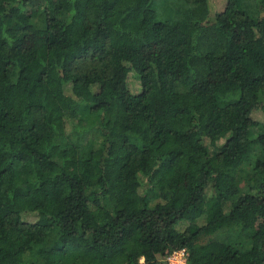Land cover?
I'll return each mask as SVG.
<instances>
[{"label": "trees", "instance_id": "obj_1", "mask_svg": "<svg viewBox=\"0 0 264 264\" xmlns=\"http://www.w3.org/2000/svg\"><path fill=\"white\" fill-rule=\"evenodd\" d=\"M262 136L264 0H0V264H264Z\"/></svg>", "mask_w": 264, "mask_h": 264}, {"label": "rangeland", "instance_id": "obj_2", "mask_svg": "<svg viewBox=\"0 0 264 264\" xmlns=\"http://www.w3.org/2000/svg\"><path fill=\"white\" fill-rule=\"evenodd\" d=\"M209 2H210V6H211V15H214L217 11L224 9L227 0H209ZM76 9H77L78 12H87L91 19L95 18L96 17V14H97L96 11L89 10L87 7H83L80 4H76ZM95 29L98 32H100V33H103L104 32L103 26H101L98 23H97ZM235 41H236V43H238L239 42V39H235ZM236 43H235V45H236ZM21 46L24 48V50L26 51V53L30 54V52H32L30 50V47H29V38L23 39V41L21 43ZM153 51H154V48H146L145 49V52H146V54L148 56H152ZM129 85H130V88H131L132 91H138L141 88L140 81L135 76L134 73H131V75L129 76ZM253 116L255 118H257V119H262L263 118V114L260 111H254L253 112ZM261 139L264 142V136H262ZM223 140L224 139L222 138L221 141H223ZM208 141H210L209 138H208ZM255 152H259V150L257 149ZM132 177H133L132 178L133 180L131 181V187H132V189L134 191V194L136 195L137 194V189H136L137 180H135L134 174H132ZM223 184H224V186H228V185L232 184V181L227 179V180H225L223 182ZM55 199L57 201H59V196L56 195ZM25 217L27 219H29V220H35L37 218V214H34V213L26 214ZM142 261H143V259H142Z\"/></svg>", "mask_w": 264, "mask_h": 264}, {"label": "built area", "instance_id": "obj_3", "mask_svg": "<svg viewBox=\"0 0 264 264\" xmlns=\"http://www.w3.org/2000/svg\"><path fill=\"white\" fill-rule=\"evenodd\" d=\"M188 257V250L183 247L171 252L166 259L170 264H186Z\"/></svg>", "mask_w": 264, "mask_h": 264}]
</instances>
